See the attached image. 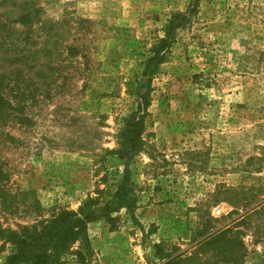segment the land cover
I'll return each mask as SVG.
<instances>
[{
  "label": "rangeland",
  "instance_id": "1",
  "mask_svg": "<svg viewBox=\"0 0 264 264\" xmlns=\"http://www.w3.org/2000/svg\"><path fill=\"white\" fill-rule=\"evenodd\" d=\"M37 2L39 21L15 24L19 41L42 43L45 24L64 20L52 55L62 67L50 95L29 106L30 124L1 128L15 139L0 137L14 197L11 209L0 203L4 226L110 198L125 165L106 150L137 107L131 90L145 83L149 48L184 12L150 81L143 149L128 164L135 216L153 232L144 237L121 209L88 225L89 259L69 254L65 264H157L154 242L184 251L186 264H264V0ZM223 229L226 239H213ZM9 252L0 241V263Z\"/></svg>",
  "mask_w": 264,
  "mask_h": 264
},
{
  "label": "trees",
  "instance_id": "2",
  "mask_svg": "<svg viewBox=\"0 0 264 264\" xmlns=\"http://www.w3.org/2000/svg\"><path fill=\"white\" fill-rule=\"evenodd\" d=\"M3 5L8 7L0 11V137L14 141V137L1 128L6 124H30L29 106L50 95L55 80L53 74L62 67L54 63L52 56L58 43L57 29L67 23L56 20L45 24L47 37L42 43L35 40L28 42L26 38L20 42V32L15 29V24L38 22L41 8L37 0H0V7ZM186 19L184 12L173 14L165 28V35L149 48V56L141 72L146 75L145 83H138V87L131 90L138 99L137 107L121 118L115 133L116 145L106 150L123 159L125 165L124 173L110 198L103 202L99 195H89L75 210L60 208L48 218L31 224H17L15 228L4 226L0 219V241L3 247H10V252L0 264H65L69 254L85 262L92 253L88 225L100 219L111 222L115 218L114 213L121 209H125L133 223L140 227L144 237L153 232V229L146 231L135 216L136 198L128 164L143 149L142 134L151 78L169 51L174 30L183 25ZM52 36H57L54 41H51ZM66 48L69 56L76 55L72 44H67ZM140 86L145 87L144 92H139ZM3 166L0 160V203L8 210L14 207V197L5 187L8 172ZM230 231L223 229L215 233L213 239H226ZM75 245L77 247L73 250ZM152 247L157 264H186L187 256L181 249L168 248L162 242H154Z\"/></svg>",
  "mask_w": 264,
  "mask_h": 264
}]
</instances>
